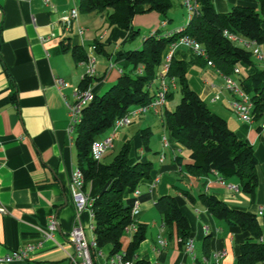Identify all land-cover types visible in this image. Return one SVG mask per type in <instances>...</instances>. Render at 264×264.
Wrapping results in <instances>:
<instances>
[{
  "label": "crops",
  "instance_id": "obj_1",
  "mask_svg": "<svg viewBox=\"0 0 264 264\" xmlns=\"http://www.w3.org/2000/svg\"><path fill=\"white\" fill-rule=\"evenodd\" d=\"M212 3L218 12H227V4L231 8L258 7L256 0H212ZM78 5V0H0V203L5 208L0 216V257L22 245L41 243L30 255L28 264H72L70 256L74 254V247L68 239L72 227L80 224L88 240L94 236L90 211L86 208L77 211L71 196L78 166L66 103L73 102L74 90L87 73L88 62H75L70 48L80 46L88 57H95V72L88 87L92 93L100 94L101 89L113 84L121 73V62L115 60L119 55L125 50L140 48L143 39L156 31L164 35L183 28L189 19L188 12L185 24L180 19L179 24L171 27L168 16L164 19L156 12L138 14L132 21L138 34L128 40L130 31L108 24L109 11L81 13ZM72 9L77 10V15L72 18L71 26L65 28L62 18ZM262 28L264 30V20ZM95 41L103 44L104 54L92 50ZM62 45L70 48L62 49ZM258 47L264 55V43ZM169 54V59L187 61L192 52L185 45L166 48L164 62L149 87L152 95L163 77L170 82L165 77ZM252 55V65L238 64L239 74L232 73L237 82L264 70V58ZM186 78L206 106L220 115L238 138L252 145L257 160V187L253 194H248L240 190L235 177L223 180L215 171L199 177L187 174L185 165L191 162L189 151L169 136L162 126L161 116L152 112L150 116L142 114L136 127L132 121L123 126L120 135V143H129L131 164L138 161L152 164L148 178H143L135 188L139 190L140 204L139 213L134 217L135 228L125 231L120 239V250L115 254L110 253V244L100 247L101 256H96L92 249L95 264H110L112 256L123 255L136 224L145 226L144 239L135 256L127 260L129 264H134L136 259L148 264H233L248 232L210 213L198 198L201 193L213 195L231 208L254 213L264 242V212L258 214V209L264 207V128L259 127L264 117L253 123L239 118L231 106L237 96L224 86V78L214 65L198 60L188 66ZM56 79L63 80L65 86L57 89ZM176 89L177 85L170 88L171 96L163 112L169 109L167 103ZM177 103L174 101L173 107ZM146 128L152 134V147L158 150L155 156L148 153L150 139L147 149L142 145L140 131ZM110 132H104L97 140ZM163 135L168 138V146L162 142ZM116 137L115 133L113 147L102 158L114 149ZM99 189L98 179L82 188L89 197L96 195ZM133 192L126 190L123 198L133 202ZM168 194L174 196L187 219L191 251L179 244L175 227H166L156 209L158 197ZM52 214L57 220V229L51 239H44L43 231ZM160 239L165 241L164 245L159 243ZM205 240H208L207 253L203 247Z\"/></svg>",
  "mask_w": 264,
  "mask_h": 264
},
{
  "label": "trees",
  "instance_id": "obj_2",
  "mask_svg": "<svg viewBox=\"0 0 264 264\" xmlns=\"http://www.w3.org/2000/svg\"><path fill=\"white\" fill-rule=\"evenodd\" d=\"M81 13H102L109 11L106 18L109 25L130 31L132 40L138 29L132 27L133 18L138 14L156 12L164 19L172 6L171 0H78ZM198 7L189 17L187 24L170 33L161 35L157 31L145 37L141 47L125 50L115 60L121 62V73L116 81L103 93H92L82 109L79 123L74 129V143L77 149V166L82 173L83 187L93 179L100 181V189L92 197L93 235L97 247L110 244L111 254L120 250V239L135 223L131 215L132 199H124L127 190L132 193L143 178H148L152 164L148 161H129L130 147L125 142L109 163H102L92 156L91 146L98 136L110 130L114 121L125 115L131 108L149 103L154 95L149 87L163 64L167 47L183 36L203 46L207 52L204 59L195 54L187 61L171 57L167 63L165 77L174 79L181 94L173 110L165 109L162 126L169 136L189 151L191 162L185 171L192 176H207L215 171L221 179H238L241 191L253 194L258 184L257 160L252 145L238 138L218 114L211 111L190 88L186 78L187 68L198 60L211 61L222 76L232 75L238 64L252 65V52L242 45L227 39V30L238 38L264 43V0H256L257 8L233 6L227 12H218L212 0H197ZM94 51L104 54L103 44L95 41ZM62 45V49H69ZM75 62L86 61L88 55L80 47H71ZM138 68L141 71L138 72ZM93 76H84L79 83L87 88ZM242 91L250 96L252 114L256 120L264 117V70H258L244 79H239ZM171 92L167 94V99ZM142 145L148 148L151 131H141ZM200 201L217 218L240 227L248 236L240 244L233 264H258L264 261V242L261 227L254 213L229 207L215 196L201 193ZM166 227H175L180 245H185L189 236L186 217L178 207L174 196L158 197L155 203ZM145 226L136 224L132 238L123 253L124 260H131L144 239ZM208 252V240L203 244ZM134 264H148L136 259Z\"/></svg>",
  "mask_w": 264,
  "mask_h": 264
},
{
  "label": "built area",
  "instance_id": "obj_3",
  "mask_svg": "<svg viewBox=\"0 0 264 264\" xmlns=\"http://www.w3.org/2000/svg\"><path fill=\"white\" fill-rule=\"evenodd\" d=\"M181 1L183 5L186 6L189 12V17H191V15L196 11L198 7L197 0H181ZM76 15H77V10L72 9L68 16H65L62 18V23L65 28H69L71 26V20ZM223 35L227 37V39L234 41L247 49H249V47L251 46H255L253 50H251L252 53L260 59L264 58V55L260 51L258 47V43L256 41L244 40V39L238 38L236 35H234L233 33L227 30L223 31ZM177 45H185L190 49V51L193 54L200 56L204 59L207 58V52L205 48L187 36H183L179 38L177 41L173 42L170 46L175 47ZM93 48L94 47H92V50ZM169 57H170V54L168 55L167 60H169ZM87 62H88V70L85 76L92 77L94 76V72H95L96 59L94 56H90L88 57ZM207 64L213 65L212 62L209 60L207 61ZM165 67L167 69V64L165 65ZM138 71L140 72L141 69H139ZM233 74H239L238 66L234 67ZM223 78H224V86L237 96L236 99L232 101L231 106L236 111L239 118L242 121H245L248 123H253L257 121L252 114V102L250 100V96L244 91H242V89L240 88L239 82L234 80V78L231 75L223 76ZM169 80L170 82L168 83L163 77L160 81V84L157 88L156 93L154 94V97L149 103L144 104V105H138V106L131 108L125 115L117 118L114 121L110 129L111 132L109 135H107L101 140H96L92 143L91 152L95 160H101L105 152L113 147V139H114L116 131L125 125L131 124L135 117L145 114L147 112H152L162 117L163 108L167 100V94L169 93L170 88H174L176 86L175 80L173 78ZM55 83H56L55 85L57 89H60L61 87L65 86V83L61 79H56ZM73 96H74L73 102L66 103L68 107L70 132H73L75 129V126L77 125V123H79L81 114H82V109L87 104L89 99L91 98L92 91L90 87H87L85 89H81L80 87H77L74 90ZM215 98H218V97L216 96ZM259 127L264 128V120L259 123ZM162 142L164 146H168L169 142H168V138L166 135H163ZM83 184L84 182H83L82 173L79 169H77L75 176L73 178L72 185H71V196H72V199L74 201L77 211H80L86 208L90 211V215L93 218V212L91 209L93 199L92 197H89L83 192L82 190ZM230 187L233 189H237V187H234V186H230ZM133 193L135 195V198L132 202L131 215L132 217H135L139 213V210H140V204L137 198L139 194V190L135 189ZM4 212H5V208L0 203V216ZM263 212H264V207H260L258 209V214L261 215ZM130 228H133V229L135 228L134 223L133 225L130 226ZM56 229H57V220L55 216L52 214L48 217L47 226L43 231V238L51 239ZM68 239L70 240L71 244L74 247V254L70 256L72 264H95L93 260L92 249L95 250L96 256L102 255L100 248L97 247L96 245L94 236L92 237L91 240H88L86 237L85 231L80 224L74 225L72 227L71 231L69 232ZM159 243L161 245H164L165 241L160 239ZM40 245L41 243H38V245H34L31 243L22 245L19 248L11 251L10 253L4 256H1L0 264H28L31 260L30 255L36 249V247ZM185 248L186 250L191 251L192 246L189 241L185 243ZM109 263L110 264H129L127 260L123 259L122 254H116L112 256L109 260Z\"/></svg>",
  "mask_w": 264,
  "mask_h": 264
},
{
  "label": "rangeland",
  "instance_id": "obj_4",
  "mask_svg": "<svg viewBox=\"0 0 264 264\" xmlns=\"http://www.w3.org/2000/svg\"><path fill=\"white\" fill-rule=\"evenodd\" d=\"M180 0H171V2H172V6H171V8H170V10L167 12V16L168 17H170L171 18V21H170V26L171 27H173L174 25H176V24H179L178 23V21L180 20V19H182V22L181 23H186L187 22V19H188V10H187V8H186V6H184L183 5V3H180L179 2ZM227 8H228V10L231 8V6L229 5V4H227ZM244 74V73H243ZM112 85V84H111ZM111 85H107V86H105L103 89H101L102 91H101V93H103L104 91H106ZM172 94H173V100L171 99V101L170 102H168L167 103V106H169V109L170 110H173L174 109V107H173V102L175 101V102H179V100H180V97H181V94H180V92H179V90H174V91H172ZM150 113L149 112H147L146 114H145V116H150L149 115ZM139 117L140 116H137V117H135L134 119H133V126L134 127H136L137 125H138V123H139ZM145 124V123H144ZM126 126V125H125ZM132 125H131V127H133ZM123 127L122 128H120L117 132H116V134H117V137L115 138V140H114V149L111 151V153L107 156V157H104V158H101V162H103V163H109V162H111L112 161V159H113V157H114V155L115 154H117V152L121 149V146H122V142L120 143V139H122V137L120 136L121 135V133L123 132ZM109 130H107L106 132H108ZM152 134H151V137H150V142H149V145L151 146V150L150 151H148V153H150L151 154V156H155L156 155V153H154V152H156V151H158L157 149H155L154 150V148L152 147L153 145H152ZM155 146V145H154Z\"/></svg>",
  "mask_w": 264,
  "mask_h": 264
},
{
  "label": "water",
  "instance_id": "obj_5",
  "mask_svg": "<svg viewBox=\"0 0 264 264\" xmlns=\"http://www.w3.org/2000/svg\"><path fill=\"white\" fill-rule=\"evenodd\" d=\"M50 264H54V263H50Z\"/></svg>",
  "mask_w": 264,
  "mask_h": 264
}]
</instances>
